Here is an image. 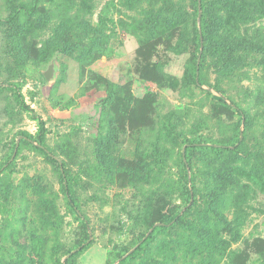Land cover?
I'll list each match as a JSON object with an SVG mask.
<instances>
[{
	"label": "rangeland",
	"instance_id": "1",
	"mask_svg": "<svg viewBox=\"0 0 264 264\" xmlns=\"http://www.w3.org/2000/svg\"><path fill=\"white\" fill-rule=\"evenodd\" d=\"M246 1L256 11L244 20L243 2L224 14L221 0H41L11 22L0 0V264H119L139 244L125 264H264L263 54L222 69L200 23L207 3L231 38L264 51V0ZM33 115L79 215L33 147ZM185 138L220 150L186 149ZM180 154L198 207L166 225L192 202Z\"/></svg>",
	"mask_w": 264,
	"mask_h": 264
},
{
	"label": "trees",
	"instance_id": "2",
	"mask_svg": "<svg viewBox=\"0 0 264 264\" xmlns=\"http://www.w3.org/2000/svg\"><path fill=\"white\" fill-rule=\"evenodd\" d=\"M41 0H33V2L29 3V2H25V3H20V4H16L15 0H8L9 3V8L11 9V12L8 16V21H15V19L19 16L20 13L23 14H27L29 17H33L34 15H36L38 13L37 11V6L40 3ZM196 1V0H195ZM236 2H243V4L241 3V7L242 9H244L243 12H240V18L241 19H247L252 17L253 13H255V8H252V3L247 2L246 0H221L220 2V6L223 9V13L224 14H228L230 12V10L232 8H234V5ZM224 4V5H223ZM203 5V4H202ZM217 3L215 2L216 6ZM243 5V6H242ZM218 6V5H217ZM245 8H247L245 10ZM202 13H201V27L202 30L204 31V35L206 36L209 32L208 30L211 29L214 32L213 37L215 38H205L204 39V46L207 49H211L213 48L214 50L216 49V55L218 56L219 59V64L222 66V69H226V66L229 67H233V66H237L240 62L244 61L246 57H248L251 53H259L260 52L263 54V56H261L262 58H260L258 60L259 64H262V66L264 67V51L262 47H259V45L257 44V42L254 41H247L244 40V38L242 36H236L234 38H231V34H229V30L227 28H229L228 26H224V22L223 19H217L215 16L212 17V14L209 13V6L207 5V3H205L202 6ZM249 12H248V11ZM222 18V17H219ZM217 33V35H216ZM213 39L216 40L217 44L213 43ZM197 44L199 45L198 42V38H197ZM215 46V47H214ZM195 82V79L193 80ZM14 87L16 88L14 90L15 93V99L17 101V103L24 109H27L29 111H32L31 108H29V105H26L22 94L20 93V84L18 83H14L13 84ZM236 111L237 113L242 116L245 119V125H247L249 123L248 120V116L247 114L240 108L236 107ZM33 117H36L38 119V123H39V133L38 136L33 140V142H36L35 144H33V147L41 152L45 158L54 163L55 166L60 170V175H61V188L62 191L67 199V203L68 205L76 212V214L79 215L76 206L72 200L71 197V191L69 188V180L67 178V174H66V170H65V164L62 160L58 159L57 157L54 156L53 153H51L46 147H45V143L43 142V138H44V134L46 132V129L44 127V122L41 120V118L39 116L33 115ZM239 140V134L237 133V135L235 136V140L233 142H231V144H235L237 143ZM184 142L186 143V149H195V148H213L214 150L218 151L220 150V148H216V147H210V146H204L199 139L197 138H185ZM226 144V143H225ZM240 144H243L240 143ZM200 145V146H199ZM201 148V149H202ZM229 154L234 155L236 157V159H240V154H239V148L238 146H236L234 149H228ZM180 164L182 166L181 169V175L179 176V181L180 184L183 186V188L186 191V198L189 200L191 198L192 195V202L190 203V205L188 207H186V210L183 212L182 216H178V213L172 214L171 216L167 217L164 221V223L166 225H174V223L179 219V222H184V223H190L188 222V220H186V218L189 217V215H192V210L193 208L198 207L196 205V201H197V196L191 194V190L187 187V182H188V173H187V169H186V164H185V158L187 159L186 156L183 157L182 154H180ZM8 162V160L5 161V163L0 164V171H3V166H5V164ZM217 179L220 178V174L217 173ZM176 183V182H175ZM216 191L219 188V182L218 180L216 181ZM195 189V186H194ZM186 206V205H185ZM192 212V213H191ZM220 221L222 223H224L226 226H228L230 223L224 219L221 218ZM177 223V224H178ZM161 225V224H160ZM159 226H153L152 232L155 231L156 228H158ZM151 232V233H152ZM150 233V234H151ZM208 237V236H207ZM198 242L202 243L203 245L206 243L205 240L203 239V237L198 236ZM209 238V237H208ZM210 240V239H209ZM86 245V242H83L81 244L78 245V247L75 249L74 252H72L71 254L74 255L79 249H83ZM141 247V244L138 245L137 248H135L132 252H130L127 256H125L119 264H125L129 258L133 257L136 255V253L139 251V248Z\"/></svg>",
	"mask_w": 264,
	"mask_h": 264
},
{
	"label": "water",
	"instance_id": "3",
	"mask_svg": "<svg viewBox=\"0 0 264 264\" xmlns=\"http://www.w3.org/2000/svg\"><path fill=\"white\" fill-rule=\"evenodd\" d=\"M42 74H43V77H44L46 80H51V79L53 78V76H54V63L51 62V63L47 66V68H46L45 70H43ZM16 150H17V144H16L15 147H14V150H13V153H12L11 158L14 157V155H15V153H16ZM11 158H10V159H11Z\"/></svg>",
	"mask_w": 264,
	"mask_h": 264
}]
</instances>
